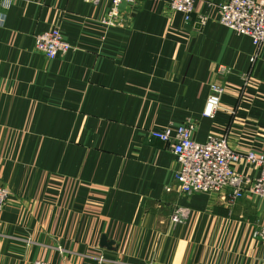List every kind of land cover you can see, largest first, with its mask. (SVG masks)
Returning <instances> with one entry per match:
<instances>
[{
    "label": "crops",
    "instance_id": "1",
    "mask_svg": "<svg viewBox=\"0 0 264 264\" xmlns=\"http://www.w3.org/2000/svg\"><path fill=\"white\" fill-rule=\"evenodd\" d=\"M170 1L125 3L108 26L111 0H0V264H264V197L181 194L177 156L151 137L193 121L200 142L264 154V50L253 61L219 22L226 0H197L190 22ZM57 27L74 49L49 59L35 36Z\"/></svg>",
    "mask_w": 264,
    "mask_h": 264
},
{
    "label": "built area",
    "instance_id": "2",
    "mask_svg": "<svg viewBox=\"0 0 264 264\" xmlns=\"http://www.w3.org/2000/svg\"><path fill=\"white\" fill-rule=\"evenodd\" d=\"M97 3L99 0H86ZM138 0H111L110 9L103 19L108 26L124 24L121 7L125 3L133 4ZM197 0H171L170 6L184 15L186 22L193 19ZM217 8L219 22L237 33L251 38L258 53L253 57L255 61L260 51L264 50V0H226ZM210 15H199L200 25H206ZM35 48L49 59L59 54H66L74 49L67 41L60 28L38 33L35 36ZM229 69L220 67V73H228ZM249 74L244 77L248 78ZM224 92L222 85L214 83L210 88L204 115L214 117L220 107L221 96ZM198 125L193 121L180 124L175 131L170 128L151 131V137L164 142L177 156L178 170L175 173V184L178 191L184 195L197 193H211L219 195L229 204L235 203L247 193L257 197H264V154L254 151L241 153L235 150L228 137L209 135L204 142L195 139ZM239 163H246L257 168L258 175L247 176L236 170ZM10 189L0 184V219L10 197ZM181 210V209H180ZM186 215L182 209L173 216V220L180 221ZM261 235H264L261 234ZM105 257L101 255L99 262ZM33 264H48L41 260Z\"/></svg>",
    "mask_w": 264,
    "mask_h": 264
}]
</instances>
